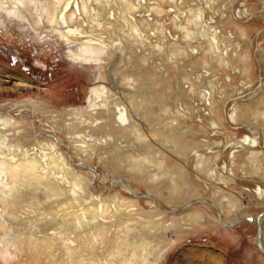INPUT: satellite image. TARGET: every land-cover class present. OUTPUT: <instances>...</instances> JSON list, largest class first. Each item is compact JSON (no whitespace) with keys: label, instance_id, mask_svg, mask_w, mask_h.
Here are the masks:
<instances>
[{"label":"rangeland","instance_id":"1","mask_svg":"<svg viewBox=\"0 0 264 264\" xmlns=\"http://www.w3.org/2000/svg\"><path fill=\"white\" fill-rule=\"evenodd\" d=\"M5 1L8 9H13L15 1ZM93 1L91 6L98 10L99 4ZM23 2L20 17L15 13L13 16L4 11L0 13L4 19L0 24V103L5 104L0 105V116L10 121L3 130L10 135V146L20 144L21 149L31 152L28 156L37 160L44 183H56L66 190V199L54 197L55 210L42 217L43 222L51 223L48 236L53 237L55 245L48 258H34L25 232L38 233L41 223L36 209L23 202L22 194L29 190L19 178L24 169L18 166L6 173L8 187L15 188L12 198L17 200L16 206H11V198L4 194L8 187L2 184L1 176L0 264H40V261L41 264H63L66 259L60 248L69 240L60 236L62 228L54 222L62 218L75 222L82 212L91 213L89 224L105 225L108 238L98 239L95 247L85 245L84 259L90 258L92 252L102 264H127L120 246L113 247L111 241L115 235L116 238L121 235L118 225L129 220L127 223L134 226L132 233L137 239L151 237L150 245L156 249L155 255L149 257L153 260L156 256L154 264H264V252L257 244L256 223L247 218L233 226L222 222L244 214L255 216L264 209V194L258 192L261 188L264 191V156L257 158L264 155V115L256 112L261 106L264 108L262 0H141V9L138 6L132 13L137 20L147 23L145 31L141 34L133 30L130 34V27L116 28L118 35L113 38L125 41L132 60L123 53L121 61L115 63L112 59L118 56L117 50L109 48L111 55L106 56L95 44L89 46L88 42L76 41L77 46L73 45L71 39L75 40L68 30L79 22L64 20L61 5L56 1ZM92 13L91 9V16L84 15L83 26L88 35L80 40H96L89 33L108 34L105 27H99L92 20ZM83 44L88 47L84 48ZM71 46L79 50L83 47L77 53L83 59L73 57L71 51H76ZM11 51L28 56L40 68L26 73L4 54ZM112 62L122 87L123 75L138 77L137 68L146 77L152 66L161 73L157 79L164 91L161 100L169 108L163 107L159 112L164 124L157 135L146 130L148 137L141 141L167 155L165 162L171 170L160 177L141 176L138 165L129 166L128 161L127 167H123L118 160L122 148L119 147L114 159L109 151L116 147L121 135L130 133L118 127L114 115L113 102L119 99L132 113L136 111L126 94L108 87L102 114L98 115L95 108L88 106L90 88L107 85L106 68ZM23 79L28 86L15 87ZM207 97L214 102L212 107L205 104ZM79 107L80 112H71ZM250 107L253 108L250 110ZM167 128L172 129L169 140ZM189 129L190 135L179 137L180 131ZM246 136L258 139V145L241 143L236 148L227 145L242 142ZM167 142H179L184 148L178 151ZM233 147L236 151L231 157ZM196 148L206 156L202 165L193 154ZM23 160L25 157L21 156L19 162ZM105 161L112 162L116 170H111ZM19 162L16 165H21ZM155 166L158 167L157 163ZM213 169L218 174L216 179L210 174ZM77 174L82 176V182L76 183ZM174 181L173 186L177 185L174 189L164 186ZM192 188L193 193L186 196V190ZM217 191L230 194L234 207L224 202L223 212L219 214L218 205L209 200L185 206L197 197L209 199ZM150 193L164 196L165 200H158ZM38 196L37 209H41L40 203H47L49 197L44 191H39ZM118 203L122 209L114 218ZM144 216L151 219L146 221ZM87 217L84 220L88 221ZM19 222L22 225H14ZM262 227L264 233V216ZM68 235L72 247H77L82 234L74 231ZM87 235L90 239L91 235ZM167 243L171 244L162 253L160 245Z\"/></svg>","mask_w":264,"mask_h":264},{"label":"bare ground","instance_id":"2","mask_svg":"<svg viewBox=\"0 0 264 264\" xmlns=\"http://www.w3.org/2000/svg\"><path fill=\"white\" fill-rule=\"evenodd\" d=\"M14 1H15V3L13 4V9H8V4L6 5L7 2L5 0H0V13H3L2 11H4V13H6L7 15H10V16H13V13H15L17 16L20 17L19 12H21L22 8L24 7V2H23V0H14ZM54 1H56L58 4L61 5L60 14L64 20H67V19L68 20H72V19L76 20L77 19V21L79 22L78 26L69 28V30H68L69 35L72 36V38H74V40H75V41H73V39L70 38L71 42H73V45L77 46L76 41H79L81 43H82V41L88 42V44L86 43L87 45L95 44L96 46H98V48H99V46H100V48H102V50L106 56L108 54H109V56L111 55V53H109V48L117 50L118 56L115 59H112L114 61V63L117 62L118 60L121 61V56L123 53H125V54L127 53L128 59L132 58L129 48L127 49L125 47V44H124L125 41L121 37H120L121 39L116 40L115 38H113V36L117 32L116 28H120V27H122V29L130 27V29H131V31H129L130 34H133V32H132L133 30H135L136 32H139L141 34L145 31L143 28L146 27L147 23L144 24L142 20L141 21H140V19L137 20V18L135 17L136 14L132 13V11L137 10L138 6L141 9V6H142V4L140 2L141 0H133L134 2L131 0H96V3H98L100 6V8H98V10H95L91 6V2L93 0H54ZM93 2H95V1H93ZM135 3L137 5H135ZM262 3H263V0H262ZM115 6H117V7H115ZM91 9L93 10L92 20H94L95 23L99 27H101V26L105 27L106 28L105 31H107L108 34L107 35H103V34L95 35L93 33H89V35L91 37L95 36L94 38H96V40L93 38H91L89 40L88 39L80 40V39L87 38L88 34L84 29L85 27L83 26V19H84V15H90L91 16ZM198 12H201V11L198 10ZM263 13H264V3H263ZM105 15H108L107 18L104 17ZM129 16L131 17L132 21H134V22H132L130 20ZM200 16L202 17V15L199 13V17ZM49 20L52 22V24L54 23L52 18H49ZM2 22H4V19L1 17L0 18V24ZM116 35H118V34H116ZM213 38L215 39L216 37L213 36ZM87 45L83 44L84 48L88 47ZM71 48H73V50L76 51L75 53L73 51H71V54L73 55L74 58L83 59L81 57V55L77 54V53H79L80 50H84L82 46H81L80 50L78 48L75 49L72 46H71ZM96 54H99V53L96 52ZM238 54L236 53L235 56L238 57ZM240 54H241V52H240ZM100 58H101V60L104 61V59L102 57H100ZM105 58H107V57H105ZM143 60L146 63L147 58H145ZM238 61H240V60L238 59ZM114 63L112 62L106 68L105 78H106V80H108L107 85L106 84L101 85L98 88H96V87L90 88V91L88 93L89 94L88 95V106L90 108H95L94 110L98 112V115H99V113L102 114L103 112H101V110H102L103 102L106 99V97L110 91L108 87H110V89H112V91L116 90V91H119V92L126 94V96L131 100L130 105L133 106L136 111H134V113H132L133 111L131 110V108H129V106L122 105L119 103V100H120L119 99L118 101L115 100V102H113V104L115 105L114 111H116V114H114V115H115V121L117 122L118 127L124 131L129 130L130 133H128V135L124 134L125 136L121 135L120 138L118 139L117 143H116V147L109 150V151H111V153L113 155L112 158L114 159L115 158L114 155L117 154L116 152L118 151L119 147L122 148V152H120L121 154H118V155H120L119 156L120 159H118V160H120V162L123 164V167H127L128 164H129V166L138 165V167H139L138 173H140L141 176L142 175H152L151 178L160 177L164 174V172L166 170L167 171L171 170L170 166H168L165 162L167 155L164 152L162 153V152L157 151L156 148H151V146L146 144V143H144L145 145H143V143L141 141L145 140L148 137L146 130H148L149 133L157 135V130L162 129V126L164 124V122H163L164 119H162L159 112L163 109V107H165V109L169 108V105L166 104L163 100H161L162 99L161 97H163V95H164L163 94L164 91H161V84L157 80L158 76H160L161 73L157 70L156 67L152 66V68H150L151 69L150 74L148 75V77H146L147 75H144V73H142L140 68H137L138 69V77H134L129 73L123 75V82H125L126 86L124 85L122 87V84H121L122 80H121V78H119L120 76L117 77L114 73V68H115ZM129 63L132 64V61ZM159 65H160V63H159ZM246 70L247 69H245V71ZM238 71H239V69H238ZM246 75H248V74H246ZM163 76H165L167 78L170 77L168 75H163ZM24 80L25 79H23L21 81L19 80L20 82L15 83V87H18L20 84L26 86L28 83L25 82ZM207 90H208V88H207ZM213 103L214 102L212 101L211 97L206 98L205 104L207 106L212 107ZM156 106L158 107L157 109L155 108ZM96 107H98V109H96ZM244 107H245V105H244ZM251 108H253V107H250V110H251ZM248 109H249V107H248ZM74 111L80 112L81 107H79L78 109L71 110V112H74ZM139 111L143 112V114L140 113ZM256 112L262 113L264 115V108L261 106L260 109L258 108V111L256 109ZM206 113H208V112H206ZM246 113H248V112H246ZM3 114H4V112H3ZM252 115H254V114H252ZM256 116H258V115H256ZM100 117H103V116H100ZM9 123H10L9 120L0 116V127L2 128V129H0V178H1V176L4 178L2 184H6V187H8L10 185H8L6 182L8 180L6 178V173L8 171H11V170H16V167H18V166L23 167V169H24L23 173H22L21 177H19V178H20V181L23 182L26 185V187L29 188V190L27 192L24 191V194H22V196L24 195L23 196L24 197L23 202L28 204L33 209H36V215L39 214L37 219H39L40 223H41V225H38V233H36L35 231H32V230L30 232H25V235H26L25 239L29 244L28 249L30 250L32 255L35 256L34 258L40 257V259L44 260L45 258H48V255L51 251V247H53L55 245V242H54L53 237L48 236L50 234L49 229L51 228L50 227L51 223L46 224L45 222H43L44 220L42 219V217L47 216L48 214L51 213L52 210H55L52 207V205L56 202V200H53L54 197H61V198L64 197L65 198L66 197V195H65L66 190L63 187H61L59 184L48 183V185H47V183H44L42 181V175L39 173L38 165L36 163L37 160L35 161V158H30V156H28V155H30L31 152L28 153L27 148L25 150L21 149L20 144H17V145L13 144V146L9 145L10 143H9V137L8 136H10V135H8V133L3 130L6 126H8ZM212 124H215V123L213 122ZM191 129H189L186 132L180 131L179 137H186V136L190 135L192 132ZM167 132L169 135H167L166 138L169 140V138L171 136L172 129H168ZM248 139L249 138H247V140ZM167 143H169V142H167ZM241 143L244 144L243 142H241ZM241 143H237L234 146L237 147ZM169 144L171 146H173L178 151H182V149L184 148V146L182 144H180L179 142H175V144H172V143H169ZM15 150H18V151L16 153H14ZM42 153H40V154H42ZM182 153H185V152H182ZM182 153H180V154H182ZM21 156L25 157V160H23L22 162L21 161L19 162V160L21 159ZM198 156H199V154L196 153L197 158H198ZM263 156L264 155L261 154L257 158L260 159ZM42 157H43V155H42ZM203 158L204 157H202V159ZM114 161H116V160H114ZM127 161L130 163L127 164ZM18 162L21 165H16V163H18ZM156 163H157L158 167L155 166ZM203 163H204V161H202L201 164H199V165H202ZM105 165L110 167L111 170H113V171L116 170L115 169L116 167L113 166L112 162H106L105 161ZM174 167H176V166H174ZM175 169H177V168H175ZM34 170H35V172H37V174H35ZM230 174H233V173L230 171ZM77 176L78 177L76 178V183L82 182V179H83L82 176H80L78 174H77ZM146 178L148 180L151 179L149 176ZM174 184H175V181L173 183H169V184H166L164 186H166V188L167 187L168 188L169 187L175 188L177 185L173 186ZM192 187H195V185L193 184ZM17 189L20 191H23L22 188H17ZM14 190H15V188L12 189V187L11 188L8 187V189L4 193L6 195V197L11 198V203H10L11 206H16L15 202L17 201V200H13V198H12V197H14V193H15ZM192 190H194V189L192 188L189 191L186 190V196H189L190 194H192L193 193ZM39 191H44L45 194L47 195V198L49 197L47 203H40L42 205L41 209H37V207H39L38 205L40 202V201L38 202L36 200L39 198V196H38ZM189 192H192V193H189ZM220 192L221 191H217L215 193V195H212V197L209 199H205L203 197H201V198L197 197L195 199H191V201H188L185 203V206L192 205L193 203H196L198 201L200 202V201H208L209 200L212 204L214 203V204L218 205V212H219V214H221L223 212V209L221 206L224 205V202L230 203L231 206L234 203L231 200L230 194L227 193V194L222 195ZM258 192L260 195L264 194L263 189H259ZM150 195L153 196L154 198L158 199V200H165L164 196H157L154 193H150ZM64 198H62V201ZM176 198H178V197H176ZM62 203H64V202H62ZM64 205H65V203H64ZM116 205H117V208L115 209V212L113 213L114 218L116 217V214L119 213L120 210L122 209V207L119 206V203ZM34 207H36V208H34ZM57 207H59V205ZM232 207H234V205ZM86 208L87 207H84V209H86ZM121 212L123 213V211H121ZM75 214H77V213H75ZM90 214L91 213H89V212H86L85 214L82 212V214H80V216L78 218H76L75 222L69 221V220H67V218L66 219L62 218L61 220L54 222L56 225H58V227L62 228L60 236L65 237L66 239L69 240V242L67 244H65L63 247L60 248L61 251L63 252L64 256H65L64 258L66 259L63 264H69V263H71V261L78 262L79 264H102L98 259L95 258L94 254L92 252L90 253V258L89 257H87L86 259L83 258V256L85 255L84 254L85 245H87L88 247H90V246L95 247L96 246L95 242L98 239L103 238L104 240H108V238L105 237L107 235L105 225L101 224V225L96 226L95 224L98 222H96L94 224L88 223L89 221H91ZM258 215L259 214L255 215V216H249L248 214H244L243 216H240L239 219L252 217L253 220H251V221L255 222L257 225ZM40 216H41V218H39ZM86 216H88L87 217L88 221L84 220V219H86ZM263 216H264V214L260 218L261 226H262ZM143 219L147 221V220H150L151 218L144 216ZM221 219H222V217H221ZM112 220L115 221V219H112ZM121 220H122V218H121ZM127 221H129V220H124L123 223L118 225V227L121 231V235L118 236V238H116V235H115V238H113V241H111L112 246L113 247L120 246V248L122 250V254L126 256L125 258H127V261H128L127 264H154L157 260V258H155L156 256L154 257L153 260L149 257L151 254L155 253V249H156L155 245H153V246L150 245V243L152 242L151 237H148V236L145 237L144 236L141 239H137L135 237V234L132 233L134 226L132 224H130L131 222L127 223ZM222 222L224 224L231 223L230 220H226V219H224V220L222 219ZM19 224L22 225L20 222L14 224V225L18 226ZM144 228H146V227H144ZM74 231H76L78 234H82L81 238L79 239V245L77 247H72L71 239H69V235H68L69 232H74ZM262 231H263V227H262ZM15 233H16V231H15ZM86 234H90L91 238L89 239L88 235L86 236ZM142 234H144V233H142ZM258 234H259V232H258ZM263 236H264V233H263ZM263 236L261 239V244L264 247ZM140 237H142V236H140ZM153 238H154V236H153ZM170 244L171 243L161 244L160 245V247L162 246L161 252L162 253L165 252L167 250V246H169ZM73 258H75V259H73ZM40 264H41V261H40Z\"/></svg>","mask_w":264,"mask_h":264},{"label":"flooded vegetation","instance_id":"3","mask_svg":"<svg viewBox=\"0 0 264 264\" xmlns=\"http://www.w3.org/2000/svg\"><path fill=\"white\" fill-rule=\"evenodd\" d=\"M262 14H263V16H264V13H263V11H262ZM4 54L6 55V57L7 58H10L11 60H14V64L15 65H19V66H21L22 67V69H23V71H25L26 73L27 72H33L32 70L34 69H37L38 70V68H40L39 67V65H35V64H33L32 63V60L31 59H29L28 58V56H26V55H23V54H21V53H19V52H15V51H11L10 53H6V52H4ZM36 73V72H35ZM34 78V77H33ZM87 101V100H86ZM15 104H18V103H15ZM0 105H2V107L5 105V104H2V103H0ZM73 110V109H72ZM234 113V112H233ZM231 114V118H233V116H234V114ZM249 138L248 140H247V138ZM245 138H244V141H242L244 144H248V143H252L251 145L252 146H256V145H258V139H252V137H249V136H246ZM237 143H241V142H235V143H228L227 145H235V144H237ZM243 144V145H244ZM238 147V146H237ZM236 148V147H235ZM235 148L233 147V149L231 150V157H233L234 156V152L236 151L235 150ZM196 153H198L199 154V156H198V158H197V160H198V163H201L202 161H204L205 162V160H206V156H205V154L204 153H202V152H200V150L199 149H194L193 150V154L196 156ZM202 157H204L203 159H202ZM224 167H226L225 165H224ZM230 171L233 173V171L230 169ZM210 174H211V176H212V178L213 179H216L217 178V172H216V170L215 169H213V170H211V172H210ZM259 188H261V187H259ZM262 189V188H261ZM259 190V189H258Z\"/></svg>","mask_w":264,"mask_h":264},{"label":"water","instance_id":"4","mask_svg":"<svg viewBox=\"0 0 264 264\" xmlns=\"http://www.w3.org/2000/svg\"><path fill=\"white\" fill-rule=\"evenodd\" d=\"M263 3H264V0H263ZM263 214H264V210L261 211V213L258 215V218H257V225H258V232H259V234H258V243L257 244H258L259 248L261 250H263V252H264V247L261 244V239H262V236H263V231H262V226H261V222H260V218H261V216ZM247 219L248 220H253L252 217H248ZM242 220H246V218H240L239 220L233 221V222L229 223L228 225L233 226V225H235L236 223H238V222H240Z\"/></svg>","mask_w":264,"mask_h":264},{"label":"crops","instance_id":"5","mask_svg":"<svg viewBox=\"0 0 264 264\" xmlns=\"http://www.w3.org/2000/svg\"><path fill=\"white\" fill-rule=\"evenodd\" d=\"M238 218H239V217H238ZM238 218L234 219L233 221L239 220ZM233 221H231V222H233ZM175 243H176V242H174V243L172 244V246H173ZM172 246H171L168 250H170V249L172 248Z\"/></svg>","mask_w":264,"mask_h":264}]
</instances>
